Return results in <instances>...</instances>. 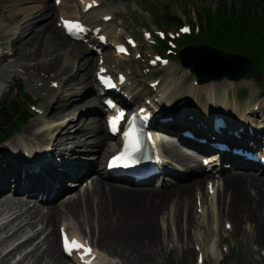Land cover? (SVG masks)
Wrapping results in <instances>:
<instances>
[{"label":"rangeland","instance_id":"rangeland-1","mask_svg":"<svg viewBox=\"0 0 264 264\" xmlns=\"http://www.w3.org/2000/svg\"><path fill=\"white\" fill-rule=\"evenodd\" d=\"M35 1L36 0H0V32L4 29V32L0 34V36L6 45H8L10 41L13 43L12 50L14 51L20 53L28 50L26 55L16 58V60L12 62V67L17 69H11L12 67L10 68L8 65L0 66V103L3 101L14 102L20 106V110L24 108L28 110L27 120L20 124L17 129L13 128L14 130L12 129L9 132L6 131L4 134L0 133L3 134V137H0V144L5 143L0 146V150H3L1 147L4 146H9L10 148L11 145L9 141L16 138L23 141H26L23 137L37 138L43 141H45L46 138L51 139L50 137L53 138L51 135H54L53 133L56 126L65 124L73 117H75V120L79 123L78 125L76 124L77 127H74V129L70 127V134L74 131L81 130L84 127V121L82 120L88 119L103 129L99 135H106L104 123L100 114H79L84 108L73 112L72 109L69 108V113L65 115L66 117L59 120L54 119V114L63 111L65 106L69 103L78 107L79 101L82 99H84L83 101H86V103L96 101L95 94L98 91V81L96 82L95 77L97 75L98 66H96L95 63L98 62L96 60H98L102 54L108 57L111 71H113L114 74L119 73L125 78L124 89L122 88L124 91L119 92L118 90L116 93L117 96L123 97L124 106L127 107L126 109H130L135 104H138V102L139 104L150 102L158 109H163V119L165 122L163 119L162 121L166 123V126L173 127L172 129H175L177 125H181L184 129L192 127L194 128L193 131H196V133L198 131L204 135L209 134L208 131L212 129L213 118L224 117L226 120L225 132L232 130L237 135L240 134L236 139L239 141L236 142L238 147H240L241 143V145H246L248 147L244 148L245 150L254 152L257 151L256 149L258 148V145L254 143L261 144V142L264 141V131L258 132L259 127L257 125L258 123H263L264 120V84L257 83L249 76L244 79L241 78L240 80L233 81L225 77L217 79L211 77L212 74L208 75L206 73H203V75L206 76L204 77L206 81L198 82L197 74L190 71L189 67L186 65L188 61L183 60L182 62L180 58V52L184 48L199 46L200 43L206 45L204 42L198 43L196 41L200 37L197 36L198 18L213 15L219 0H98L100 4L98 7L99 10L97 14H92L89 19L105 27L108 34L115 38L110 41L107 37L103 39L101 36L95 37L96 35L93 34L96 47L95 49H91L87 46V43H90L87 41L90 37L89 34H87L88 37L86 36L87 38L83 42L73 41L65 37L67 45L55 53H51V34L42 26L51 22V27L56 30L58 29L56 32L52 31L55 37L61 38L59 36V33L62 35L59 26V11L56 9L57 7L54 8L56 0H43L38 4L35 3ZM45 6H49V8ZM63 9H65L64 13L70 19L80 18L81 16L78 0H65ZM38 11L39 13L36 14ZM104 13L110 14V21H105L103 20L104 18L102 19L101 15ZM33 15L42 18L33 21L32 25L35 32L41 30L42 32L44 30L46 31L39 36L40 49L34 53L31 51L34 41H32V43L30 39L26 40L25 38L23 40L26 42L22 40L19 41L18 37V31L23 22H25L26 19H30ZM167 16L181 20V25L169 22ZM185 28H187L188 31H182ZM111 29L113 30L111 31ZM193 32L194 34H192ZM15 39L17 40L15 41ZM190 40H194L196 44ZM256 40L257 39H252V42ZM188 41L192 44H187L178 49L176 57L171 55L170 52L176 50L174 47L175 43H186ZM116 42L127 43L129 54L118 58L113 52L114 43ZM163 44L165 47H163ZM253 44L254 43H251L250 46L253 47ZM79 56L85 60L87 59V63L91 61L92 68L90 67V79H93L92 82L94 83V88L91 87V91L88 93L86 92L83 97L77 94L78 92H84L86 90L84 89L82 77L79 78V81L76 80V67L78 66L81 70V63H76ZM187 56H189V54ZM41 57L42 59H39ZM43 57L50 59L45 60ZM56 57L59 58L60 65L65 69H61L60 67L57 71L53 67L45 68L44 65H42L41 68L39 67L41 63H37V61L46 62L51 59L52 63H55L54 60ZM185 57L186 56H183V58ZM6 67L11 70H7ZM85 67H82V69ZM3 69H6V71ZM63 72L65 73L62 76L57 79L53 78L58 73L61 74ZM198 73L202 74V71H198ZM70 78L74 79L71 80ZM51 79H55L52 84L50 83L51 87L59 85L61 88L57 91H53L54 93L49 89V92L46 91V94L43 90L46 87L48 89L49 82L52 81ZM30 80L33 82L31 85L28 84ZM70 81L72 82L70 83ZM31 86H34L35 89L39 87V90H41L40 94L34 91ZM136 94H141L138 101L134 102V99L130 100V98ZM45 95L48 96L46 97ZM159 101L160 103H158ZM100 102L99 105L101 106L104 99H101ZM96 103L98 102L96 101ZM47 106L48 113L46 116L49 117L51 115V117L54 118H38L39 108L42 109V107ZM49 110L52 111L51 114ZM251 111L253 114L252 116L248 114V112L251 113ZM171 112H174V115L171 114ZM182 132L180 130H167L162 132L161 129H158L155 136L157 141L161 142V146L159 145L160 148L164 150L165 144L180 147L181 145L178 143L177 139L182 138ZM220 135L214 137L219 138ZM240 136H244V138L246 137L248 139H255L257 137L262 140L259 142L254 141L253 143L248 142L246 144L240 141ZM186 140L197 145L203 141L197 138H195L194 141ZM105 141L106 147H104V149L106 148L108 152H104V149L101 152H92V150L87 152V158H89L87 160H89V162H96L103 152L104 154L101 159L105 155H110L113 152L115 140L113 138H106ZM218 143H220V141L211 145L216 151ZM70 146L72 150H76L75 153L77 152L76 154L78 155L75 156L79 157L83 154V147L75 149L72 145ZM67 151H70V149L68 148ZM185 151L190 156H198L193 149L185 148ZM230 152L231 150L225 148V153ZM242 157L244 158V155ZM201 158L202 160L199 162L200 167L202 168L203 165L205 172L210 174L211 172L209 170L216 164L215 156H209L206 153ZM171 159L166 156V162L169 164L170 169H183L180 166L178 167V165L174 163L175 161L172 159L173 162ZM102 161L104 164L105 161ZM100 163L98 169L99 167L103 169L104 165ZM101 169L98 171H101ZM103 172L102 174H104ZM235 172L241 173L240 171ZM210 175H212L213 178L209 182V187L206 188L207 182L203 181L199 189L195 188L191 190L190 194L192 195L190 199L183 203V208L180 209L178 214L175 200L172 198L166 203H160V205L153 200L151 201L143 197L137 198L127 203L126 207L124 205L121 210L127 211L128 214H126V216L133 218L138 221V223L145 221L143 223L150 224L149 228L152 232L150 233L147 231L148 234H146V237L147 240L149 237H152L153 240H158L160 242V247L156 246L160 254L157 256L158 259H156L158 264L159 262L160 264H175L177 262H179L177 264H204V262L206 264H264V249L259 246L262 244L258 242L255 243L252 240L254 234L253 224L248 221L241 222L239 230H237L238 233L235 231V228L234 230L232 229L233 222L226 214L227 204L230 201V193L225 197H220L224 179L221 181L220 176L216 175L213 171ZM97 178V173L93 172L90 176L84 178L85 180L80 183L81 185L79 187L70 186V190L64 193L54 205L65 202L69 198L82 195L85 193L86 188L90 189V184ZM186 181L183 182L184 185L188 184V186H191V184L189 185ZM70 182H72V180L68 181V184H70ZM106 183L109 184L107 181ZM167 183L171 187L175 185L173 182ZM110 184L116 186L115 184L119 183L110 180ZM153 184H151L150 187L154 188V190L160 189L156 191L168 190L165 189L164 186L160 188L161 184ZM119 185L122 186L123 184ZM120 186L118 189L122 188ZM4 193L8 196L10 195L8 191ZM248 193L252 196L253 191ZM232 196L233 198L231 199L236 198L235 200L237 202H241V199L238 197L240 196L239 193L235 192ZM3 199L4 198L0 199V201ZM29 200L27 204L28 207H32L34 204L38 205V211L41 212L43 217H46L47 208L45 207L47 205L43 206L38 204L35 200ZM253 204L258 206L256 203ZM62 212L63 210L58 213L56 218L59 219L56 220V218H54L53 223L46 224V218H44L42 221L33 224L31 229L26 228L22 233L21 230L24 228L21 229V227H25V225L18 224L16 237L13 235V238H10L8 241H3L4 243L1 242L0 254L8 252L17 244L31 237L32 234L37 235L36 232L40 231L41 226H45L47 228L43 229L44 231L42 230L39 233V237L32 243L34 245L41 240L39 243L43 244L42 247L34 254V258H29L21 263L33 264L32 262L40 257V254L47 246L46 243L54 236L53 234L56 235L58 240L57 244H60V232L62 231V227H64L68 236H70L71 233H75L80 236L85 244L87 242L88 250L93 249L90 247L89 241H91L95 249L102 251H97L96 254V256L100 258V263L98 264H131L133 260L128 259L127 256L117 248H110L99 244L96 222H88L84 214H78V217L71 218ZM30 213L31 215L36 214L34 213V209H30ZM12 214L13 211H8L5 207L1 209L0 241L11 235L17 228L16 222L14 223L15 225L11 224L7 226V221L11 220ZM140 215H142L145 220H140ZM153 221L154 223H152ZM35 235L28 240V243H23L26 247L22 246L24 247H21L22 250L20 249L12 258H9L8 264L16 263L18 259L23 257L37 245L36 244L34 247L30 245ZM86 238L88 240H86ZM159 249H161V253ZM61 254L63 255L62 252ZM78 254L79 253L72 252L70 254H65L67 257L63 255V258L67 261L64 262L68 264H72L73 261L83 263V261L78 259Z\"/></svg>","mask_w":264,"mask_h":264},{"label":"bare ground","instance_id":"bare-ground-1","mask_svg":"<svg viewBox=\"0 0 264 264\" xmlns=\"http://www.w3.org/2000/svg\"><path fill=\"white\" fill-rule=\"evenodd\" d=\"M42 1L43 0H36L35 3L38 4L39 2ZM64 4H65V0H59V2H57L56 0L54 4L55 5L54 8L57 7L56 9L59 11L60 25L63 21L70 20V18H68L67 15L64 13L65 10L63 9ZM78 5L81 12L80 13L81 16L80 18H75V20L79 21L81 24H83L86 27V29H88V34L90 35V37L87 41L90 43H87V46L89 48L95 49L96 47V41L93 37V34L92 35L90 34L95 30L98 31L95 37L101 36L103 39L107 37L108 40L110 39V41H112V39L115 38L112 35L108 34L105 27H103L102 25H98L95 22H93L92 19H89L91 18L90 16L92 14L95 13L97 14L99 10L98 7L100 4L98 3V0H78ZM45 7L49 8V6H45ZM38 13L39 11L36 14ZM101 17L103 19L111 16L110 14L104 13L101 15ZM40 19L42 18L33 15L30 19H26V21L23 22V24L21 25L18 31L19 41L22 40L26 42L25 40H23L24 38L26 40L30 39V42L34 41V43L32 42L33 47H31V51L33 53L37 52L40 49L39 36L48 30L49 33L51 34V42H50L52 45L51 53H55L63 49L67 45V40L65 39L66 36L65 34H63L61 27H60V32L62 33V35L59 33V36L61 38L55 37L54 32L58 31V29L56 30L55 28H52L51 22H48L44 26H42L46 31L43 29L44 30L43 32L42 30L35 32L32 23L33 21ZM108 21H110V18H108ZM112 30L113 29H111V31ZM3 32L4 29L1 30L0 34H2ZM16 40L17 39H15V41ZM12 44L13 43L10 41L8 45H6L2 37L0 36V66L8 65L11 68L12 67L11 64L13 61L16 60V58L23 57L24 55H26V52H28V50L26 51L25 49H24L25 51H22L20 53L16 52L12 50ZM117 44L120 43L117 42L114 43V45ZM42 46H43V42H42ZM116 56L118 58H121L123 55H116ZM79 57L77 58L76 63L77 64L81 63V70L78 68V66L76 67L77 70L76 80L79 81V78L82 77L84 89L86 90L84 92H78L77 94L83 97L84 94H86V92L88 93L91 91L92 89L91 87L94 88V83L92 82L93 79L92 80L90 79L91 77L90 67L92 66L91 61L87 63L86 62L87 59L85 60L84 58L81 57L79 58ZM43 58L45 60L50 59V58L47 59L45 57ZM39 59H42V57ZM54 61L55 63H52V59H51L50 61H46V62L37 61V63H41L39 66L41 68L42 65H44L45 68L53 67L57 71L60 69V67L61 69H65L62 68V66L60 65L59 58L56 57ZM96 61H98L95 63L96 66H98L97 74H99V70H104L107 76H117L119 74V73L114 74V72L111 71V69L109 68L108 57L105 54H102L100 58ZM82 67L85 68L82 69ZM11 69L15 70L17 68L12 67ZM3 70L6 71V69ZM7 70H9V68H7ZM59 73L53 78L57 79L58 77L62 76L65 72L61 74ZM70 79L73 80L74 78L73 79L70 78ZM51 80H50L51 82H49V85L47 84L48 89L46 87L43 90L44 92L46 91L49 92L50 89L52 90V93H54L53 91H57L61 88V86L59 85L55 87L53 86L51 87L50 83L52 84L55 81V79H51ZM197 80L199 79L197 78ZM71 82L72 81H70V83ZM31 83L33 82H31L30 80L28 84L31 85ZM119 86H120V91H124L122 90V88L124 89V83L119 82ZM31 87L33 88L34 91L40 94L41 90H39L40 89L39 87H37L36 89L34 88V86ZM97 90L98 91L95 94L96 97L95 99L98 103H96V101L86 103V101H83L84 99H82L79 101L78 107L74 106V104L69 103L67 106H65L63 111L54 114L55 118L51 117V115L49 117L54 118L56 120L64 118L66 117L65 115L69 113L68 111L69 108L72 109V112L84 108V110L81 111L79 114H83V113L95 114V113H99L102 110H105L106 106L99 105V103H101L100 102L101 99L103 98L102 92L104 90L99 88H97ZM48 95L45 96L47 97ZM140 96L141 94L133 95L130 98V100L134 99L133 101L137 102ZM115 97L121 104H124L123 97L116 95ZM158 103H160V101ZM136 106L145 107L146 111L149 112L150 115V120H151L150 123L155 122L156 124L154 126L159 130L161 129L162 132H165L167 130L168 131L180 130L181 132L183 131L182 132L183 135L191 133L190 136L193 137L192 141H194L195 138L199 140H206L207 145H203V144L197 145L190 143L187 140L183 139L182 136L181 139H177L178 143L181 145L180 147L165 144V148L164 150H162L160 148L161 142L157 141V139L154 136L155 135L154 133H151L154 134L151 135V137H153L154 140L153 145L155 147V150L152 152L153 168L155 170L154 176L145 181L138 182V184H135L132 187L126 185L120 186L119 184H115L117 186L116 187L112 185L114 183L110 184V180L112 178L109 174H107L104 168L101 169L99 167L101 171H98L99 163L101 162L103 164L102 160H105L106 157H108V155H105L101 159L104 152H108L106 148L104 149V147H106V143H105L106 138H110V137L107 135V133L104 136L99 135L101 130L103 129H101L99 125L95 124L91 120L88 119L82 120L84 121V127L81 130L74 131L70 134L69 133L70 127L74 129V127H77L79 123L75 120V117H73L72 119L68 120L65 124L56 126L53 133L54 135H51L53 136V138L52 137H50L51 139L46 138L45 141L38 140L37 138L36 141L35 138H28V137H23V139H26V141L17 138L13 139L9 141L11 145L10 148L9 146L7 147L4 146L1 147V149L3 150H0V199L4 198L2 201H0V212L1 209L4 207L8 211H13L11 220L7 221L8 223L7 222L6 223L7 226H10L11 224L15 225L14 223L16 222L17 228L15 229V231H13L11 235L2 239L0 243L3 241L4 242L8 241L10 238H13V235L14 237H16L18 224L25 225V227L23 226L21 227V229L24 228L21 230L22 233L26 228L31 229L33 224H36L38 221H42V219L44 218H46V224L53 223L54 218H56L58 216V213L63 210L62 213L70 216L71 218L78 217V214L81 215L84 214L85 219L88 222H92V221L96 222L99 244L110 248H117L119 251L125 254L128 259L133 260L131 261V264H158L156 259H158L157 256L159 253L156 246L160 247V242L158 240L157 241L153 240L152 237H149L147 240L146 237V234H148V232L150 233L152 232V230L149 228L150 224L148 225L143 223L145 222L143 221L145 219L142 215L139 216V219L142 220L143 222H139V223L133 218L127 217L126 214L128 213L127 211L121 210L122 207L124 205L126 207V204L129 203L131 200L142 197L151 201L152 200L156 201L158 202L159 205L160 203H166L170 198H172L173 200H175L177 214H178L180 212V209L183 208L182 206L183 203L187 202L190 199L192 195L190 194L191 190H194L195 188L199 189L203 181L207 182L206 188L209 187V182L213 178V176L210 174L213 171L216 175L220 176L221 181L222 179H224V183L221 191L222 194L220 193L221 194L220 197L221 196L225 197L228 195V193H230L229 194L230 201L227 204L228 206H227L226 214L233 222L232 229L234 230L235 228V231L237 232V230H239V225H241L240 224L241 222L244 221L251 222L253 224V231H254L252 240L255 243L258 242L262 244L259 246L260 248L264 249L263 246L264 245V167L260 166L257 163L250 162L247 159H243L241 156L236 155V153L238 152L247 155V153L244 151V148H248V147L246 145H241V143H240V147H238V145L236 144V142H239L236 139L240 134L237 135L231 129H230L231 131L228 130L226 132L222 130L219 131L221 135L219 133L215 134V137H217L218 135H220V137L215 138L212 135L209 134L204 135L202 133H199L198 131L196 133V131H193L194 128L192 127L184 129V127H182L181 125H177L175 129H172L173 127L166 126L165 125L166 123H164L165 121L163 119L164 118L163 109H158L155 105H153V103L150 102H145L144 104L142 103L139 104L138 102ZM155 108H157V111L155 110ZM49 112L50 114L52 113V111L50 110ZM47 113H48V106L42 107V109L39 108L38 118L48 119L49 117L46 116ZM173 113L174 112H171V114ZM248 114L250 116L253 115L252 111L251 113L248 112ZM162 119L164 122L162 121ZM263 124H264V120L263 123L257 124L259 127L258 132H261L262 130L264 131ZM239 138L241 139L240 141L245 142L246 144L248 142L253 143L254 141L259 142L260 140H262L257 137L255 139H248L246 137L244 138V136L243 137L240 136ZM219 141L221 144H223L225 148L231 150V152L221 153L219 151L214 150L211 145ZM4 144L5 143H2L0 144V146ZM254 144L258 145V148L256 150L261 153L259 154L261 155V158L264 159V141L261 142V144H256V143ZM70 145H72L75 149L79 147H83L84 148L83 154L82 155L79 154L80 155L79 157L75 156L78 154H76L77 152L75 153L76 150H72L70 148L71 147ZM68 148L70 149V151H67ZM185 148L193 149L198 156L188 155L185 151ZM103 149L104 152L101 153V156L98 157L96 162L91 163L89 162V160H87L89 159L87 158L88 155L87 152H90L91 150L92 152H101L103 151ZM209 152H212L211 156H215L216 159V164L211 168L212 171L209 170L211 172L210 174L206 173L203 165H202L203 168L202 169L199 163L200 160H202L201 157ZM233 153H235V155ZM166 156L169 157L170 159L172 158L175 162L172 159L171 160L174 163H176L178 167L180 166L183 169H179V168H178L179 170L170 169L169 164L166 162ZM103 170L105 172H103ZM235 171H240L241 173H237ZM93 172L97 173L98 178L92 181V183L90 184L91 187H89L90 189L86 188L85 193H83L82 195L77 196L75 198H69L65 202H61L60 204L58 203V205H54L55 202L58 201L59 198L64 193L70 190L69 189L70 186L79 187L81 185L80 183L85 180L84 178L90 176ZM102 172L104 174H102ZM70 180H72V182L68 184V181ZM106 181L109 182V184L106 183ZM185 181L186 183H189V185L191 184V186H188V184L184 185L183 182ZM167 182H173V184L175 185L171 187L168 185ZM153 183L161 184L160 188H163L164 186L165 189L168 190L160 191V192L156 191L160 189L154 190V188L150 187V185ZM119 186L122 188L118 189ZM7 191L10 193L9 196L4 193ZM250 191H253L252 196L248 193ZM235 192L240 194V196L238 197L241 199V202H237L235 200L236 198L231 199L233 198L232 194H234ZM29 199L35 200L40 205L43 206L47 205L45 207L47 208L46 217L45 216L43 217L41 212L38 211L37 209V207H39L38 205L34 204L32 207H28L27 204L30 201ZM252 202L256 203L258 206H256ZM30 209L31 210L34 209V213L36 214L31 215ZM57 219L59 218H56V220ZM152 223H154V221ZM46 228L47 227L45 226H41L40 231L36 232L37 235L32 234L31 237H28L22 243L17 244L8 252L4 254H0V264H8L9 258L10 257L12 258V256L17 251H19L20 249L22 250V248L26 247L24 246L23 243L26 242L28 243V240L33 238V235H35V238L30 243V245H32V247H34L36 244L37 245L29 252H27L23 257L18 259L14 264H21L25 260H28L29 258L30 259L34 258V254L39 251V249L42 247L43 244L39 243L41 240H39L34 245L32 243L34 242V240L37 239V237H39L40 235L39 233ZM62 231L65 232L64 227H62ZM53 235L54 236L51 238V240L46 243L47 246L40 254V257L36 258L35 261L32 262L33 264H44V263L68 264L64 262L66 260L65 258H63V255L61 254L60 244H57L58 240L56 238V235L55 234ZM73 240L77 241L80 245L83 246L77 248L81 250L79 251L80 253L82 252V250H84V248L88 247V243L86 242L85 244V242L81 240L80 236L75 233L70 234V241L72 242ZM86 240L88 239L86 238ZM89 242H90V247L93 249L92 252H86L85 255L87 258L90 259L91 257H93L92 260L93 262H91V264H98L100 263V258L96 256V254L97 251H101V250L95 249L91 241ZM0 245L2 246V243ZM159 250L161 253V249ZM72 264H82V263L73 261ZM204 264L206 263L204 262Z\"/></svg>","mask_w":264,"mask_h":264},{"label":"trees","instance_id":"trees-1","mask_svg":"<svg viewBox=\"0 0 264 264\" xmlns=\"http://www.w3.org/2000/svg\"><path fill=\"white\" fill-rule=\"evenodd\" d=\"M167 20L181 25L177 18L167 16ZM197 36L201 37L196 40L198 43L204 42L230 54L245 55L253 63L249 77L264 84V0H219L213 15L198 18ZM252 39L257 40L252 42ZM190 41L175 43L176 50L171 51V55L176 57L178 49ZM19 108L14 102L0 103V133L17 129L27 120V108Z\"/></svg>","mask_w":264,"mask_h":264},{"label":"water","instance_id":"water-1","mask_svg":"<svg viewBox=\"0 0 264 264\" xmlns=\"http://www.w3.org/2000/svg\"><path fill=\"white\" fill-rule=\"evenodd\" d=\"M188 54L189 56H187ZM183 56L186 57L183 58ZM180 58L182 62L183 60L188 61L186 65L189 67L190 71L197 74L196 76L200 79L198 82L206 81L204 79L206 76L203 75V73L208 75L212 74L211 77L217 79L225 77L228 80L234 81L248 76L253 70V64L247 57L225 53L211 46L202 44L195 47L184 48L180 52ZM198 71H202V74H199Z\"/></svg>","mask_w":264,"mask_h":264},{"label":"snow or ice","instance_id":"snow-or-ice-1","mask_svg":"<svg viewBox=\"0 0 264 264\" xmlns=\"http://www.w3.org/2000/svg\"><path fill=\"white\" fill-rule=\"evenodd\" d=\"M57 2H59V0H57ZM66 27L70 28V29H77L79 31H83V29L80 28V26L78 24H66ZM182 31H188L187 28L183 29ZM120 51H123V49H120ZM103 71V70H101ZM122 117V113L117 114L116 117L113 118V120L111 121V124L113 126V130H115V125L116 123L121 119ZM75 247V248H80L83 247L82 245H80L77 241L73 240L71 242V245H69V243L67 242V240H65V249L66 251H71V249Z\"/></svg>","mask_w":264,"mask_h":264}]
</instances>
